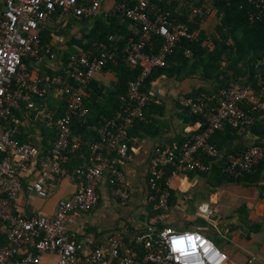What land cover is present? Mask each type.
<instances>
[{
    "label": "built area",
    "instance_id": "1",
    "mask_svg": "<svg viewBox=\"0 0 264 264\" xmlns=\"http://www.w3.org/2000/svg\"><path fill=\"white\" fill-rule=\"evenodd\" d=\"M247 1L255 9L254 16H264V0ZM100 5L98 0H2L0 3V264H37L42 254L54 252L59 255L56 264H101L107 255L119 259V264H253L255 255L244 262L231 260L212 239L195 230L151 229L141 236L145 249L141 256L135 245H129L120 235L114 234L101 245L91 247L96 244V237L89 235L74 241L66 228L72 213H88L97 206L100 199L98 184L105 176L116 198H128L127 176L119 162L130 155V126L136 119L144 118L145 107L154 98V93L144 90L143 84L154 67L166 65L167 57L174 52L178 42L197 39V32L191 30L189 21L210 14V8L193 5L189 20L185 22L172 18L170 11L150 4L148 0H137L128 7H114V10H123L141 32L138 39L130 38L127 48L126 65L131 69L141 68L128 83L123 112L119 114V120L112 119L100 128L99 139L91 144L90 158L74 170L82 181L79 191L70 198L60 199L53 216H26L14 212L13 202L23 188L47 197L50 181L65 172V165L79 151L81 143L78 138H72V124L75 118L87 120L88 109L83 98L94 75L105 65L104 57L81 50L73 57V65L65 68L74 83L69 85L70 90L68 88L71 96L64 114L55 119L38 110L46 126L57 129L54 146L43 156L37 146L21 143L14 137L20 129L18 125L6 127L4 122L13 118V110L23 103L29 109H38L35 99L44 97L43 84L60 85L63 76L43 77L32 73L24 58L42 62L40 31L54 18L57 9L95 18L101 14ZM155 35L162 38L159 50L146 52V44ZM100 47L108 48L105 44ZM184 53L191 57L193 51L186 48ZM62 92L63 89L57 90V93ZM214 96L219 98L218 103L208 111L207 101L211 98L207 94L181 97V103L190 112L206 116L207 124L182 147L180 154L160 151L151 159L149 183L158 193L157 208L160 209L152 224L164 219L169 208L171 193L168 179L162 181L164 167L171 164L173 173L208 171L212 160L223 156L211 142L216 130L224 122L239 129L248 127L255 119L252 112L264 111V78L259 77L255 86L232 82L220 87ZM198 154H205L211 160L207 163ZM263 156L264 147L259 144L239 154L230 153L224 170L239 175L254 172ZM39 166L38 176L24 187L18 170L32 172ZM202 210L207 212L208 208L205 206ZM177 240H182L183 244L178 246Z\"/></svg>",
    "mask_w": 264,
    "mask_h": 264
},
{
    "label": "crops",
    "instance_id": "2",
    "mask_svg": "<svg viewBox=\"0 0 264 264\" xmlns=\"http://www.w3.org/2000/svg\"><path fill=\"white\" fill-rule=\"evenodd\" d=\"M115 6L112 0L102 1L100 10L107 11ZM213 13L216 14V10L211 9L210 14ZM73 17L70 13L59 14L48 20L42 28L51 29V43L59 51V55L53 53L48 58L44 57L52 67L58 64L57 60L68 49L67 42L71 36L79 38L92 28L94 17L79 18L77 21ZM257 65L261 77L264 74V60ZM224 77V72L217 75L215 80L208 81L201 73L188 78L161 74L152 82L149 90L156 99L149 110L150 123L153 124V130L157 128L160 132L157 135L147 133L135 136L131 140L129 157L119 162V167L127 176L128 198H116L110 181L105 176L98 184L100 199L97 206L88 213L74 212L70 215L66 228L72 239L82 240L93 235L97 242L91 247H96L116 234L122 236L127 243L137 245L142 242L141 236L153 229L195 230L212 239L221 250L227 252L231 260L244 262L253 254L256 256L253 264H264V160L260 168L253 172L255 178L250 182L243 179L238 181L237 176H242L239 174L234 175V182L230 181L215 169V163L206 172L173 173L172 170L166 177L171 193V203L167 210L171 212V219L167 222L166 215L154 224L151 222L157 216L151 215L149 210L154 193L149 183L151 159L157 157L160 151L174 153L177 149L181 150L202 126L200 118L194 119L184 108L181 97L188 96L199 87L220 86ZM246 78L248 77L244 79ZM93 79L108 89L113 87L117 76L101 70ZM162 106L165 110L160 115L158 111ZM203 116L206 120V116ZM262 120L264 118L260 117L258 122ZM27 123L30 124V121ZM31 130L39 136V128ZM236 134L237 138L233 144H228V148L243 151L254 142L264 144V137L252 131L251 127L241 128ZM79 161L80 156L70 161L65 172L50 181L47 197L38 196L23 188L13 202L14 212L26 216H53L60 199L70 198L79 191L82 181L74 173L76 166L82 164ZM219 161L217 160L216 166H220ZM39 169L40 166L33 173L21 170L18 173L26 184L38 176ZM205 206L208 208L207 212L202 210ZM155 207L157 208V203ZM58 257L55 252L44 253L37 264H56ZM101 264H119V260L107 255Z\"/></svg>",
    "mask_w": 264,
    "mask_h": 264
},
{
    "label": "trees",
    "instance_id": "3",
    "mask_svg": "<svg viewBox=\"0 0 264 264\" xmlns=\"http://www.w3.org/2000/svg\"><path fill=\"white\" fill-rule=\"evenodd\" d=\"M101 4L102 1L98 0ZM150 4H156L162 9L168 10L171 17L178 21L188 22L189 10L193 5L204 8L211 5L216 10L219 22L215 26V33L208 35V32L201 27L202 20L207 17L197 18L190 22L191 30L197 32V39L188 40L183 39L178 42L174 52L167 57V63L163 67H154L146 78L143 89L149 90L152 82L161 74L168 76H176L178 78H188L195 74H203L204 78L208 80H215L216 76L224 72L225 77L223 84L220 86L214 85L212 88L199 87L194 89L189 97H197L201 93L207 94L211 99L207 102L206 111L215 107L218 103V94L220 87H226L232 82H239L243 86L247 84L256 85L259 78L260 69L257 65L259 61L264 60V16L256 17L255 9L248 3L247 0H148ZM114 5H122L123 7L132 6L137 0H112ZM70 13L73 14V20L77 21L79 18H86L83 15H76L75 13L57 9L54 16L59 14ZM131 27V28H130ZM68 32V31H66ZM139 28L134 25L123 10H103L101 14L93 18V25L89 32L84 33L81 37L71 36L67 42L68 49H66L61 59L57 60L58 64L54 67L43 59L41 63L30 57L24 58L28 70L32 73H39L41 76H63V81L60 85H54L48 82L43 84L45 91L43 98H36L35 102L38 109H29L25 103L20 108H15L14 117L9 121L4 122L6 127L19 126V131L14 134V137L21 143H28L37 146L43 156L50 153L57 139V129L46 126L45 122L41 120L38 110H42L45 114L52 116L55 119L60 118L68 107V101L71 96L68 91L69 85L73 84V79L69 78L65 73V68L70 64L73 65V57H76L81 50L91 52L99 57H104L105 65L102 71H109L115 73L117 80L114 81L113 87L106 89L104 85L96 80H92L89 84L83 103L88 109L87 120L75 118L72 124L73 139H79L81 147L77 154L71 157L74 160L80 156L79 163H83L91 156V144L99 139V130L105 126L110 120H119V114L123 112L124 101L123 98L127 95L128 83L134 79L139 71L140 66L136 69H131L126 65L127 48L130 38L138 39L140 37ZM110 36L113 39H110ZM41 50L40 53L44 57H50L53 53L59 55L55 46L51 43L53 39V32L51 29H41ZM162 43V38L155 35L150 42L146 44L145 51L156 53ZM101 44L108 46L107 49H102ZM190 48L193 51L191 57L185 55L184 50ZM49 49V52L47 51ZM33 64V65H32ZM245 77H248L244 79ZM264 78L263 76H261ZM63 89L62 93H57V90ZM71 88H69L70 90ZM56 94V95H55ZM154 99L145 107V116L143 119H136L129 128V146L131 140L135 136H143L147 133L157 135L160 129L153 128L150 123V107L154 105ZM244 106V105H243ZM192 115L194 119L201 120L202 126L196 132H201L207 122L203 114H194L184 107ZM164 106L158 111L160 115L164 114ZM252 112L253 110L249 108ZM254 122L248 126L256 134L264 137V120L258 122L260 117L264 118V111L254 110ZM30 121V124L27 123ZM34 125V126H33ZM32 129L39 128V136ZM245 127V128H248ZM28 128V129H27ZM29 130L30 132H27ZM237 130L228 123L224 122L221 128L217 129L212 135L211 142L222 152L223 156L213 159L215 169L222 173L227 179L234 182L235 176L238 173H228L224 170L227 162L228 154H239L243 151L228 148V144H233L237 138ZM195 135V134H194ZM219 138V139H218ZM191 139L190 141H192ZM189 141V142H190ZM262 145L260 142H254L253 145ZM180 146V144H178ZM182 150V149H181ZM181 150L177 149L174 154H180ZM198 156L208 163L211 159L205 154H198ZM217 160H220V166H216ZM263 158L254 168L257 171L262 165ZM69 163L65 165L68 166ZM78 165V164H77ZM77 167V166H76ZM76 169V168H75ZM173 166L168 164L164 167L163 180L171 174ZM237 180L243 179L245 182L253 181V172H244ZM21 179H23L21 177ZM23 181V180H22ZM24 184V183H23ZM27 184V183H26ZM24 184V187L26 186ZM153 190L152 201L149 206L151 215H156L160 209L155 207L158 200L157 191ZM171 197L169 199V206ZM92 211V210H91ZM74 241H79L75 240ZM129 244V243H128ZM133 245V244H129ZM141 256L144 255V246L141 242L135 245ZM119 260V259H116Z\"/></svg>",
    "mask_w": 264,
    "mask_h": 264
},
{
    "label": "rangeland",
    "instance_id": "4",
    "mask_svg": "<svg viewBox=\"0 0 264 264\" xmlns=\"http://www.w3.org/2000/svg\"><path fill=\"white\" fill-rule=\"evenodd\" d=\"M204 8L213 9L211 5H207ZM205 17H207V16H205ZM218 22H219L218 16L213 13L212 15L211 14L208 15L207 19L202 20L201 27L204 28L208 32V35H211V34L215 33V26ZM166 215H168L167 222H169V220L171 219V212L167 211Z\"/></svg>",
    "mask_w": 264,
    "mask_h": 264
},
{
    "label": "clouds",
    "instance_id": "5",
    "mask_svg": "<svg viewBox=\"0 0 264 264\" xmlns=\"http://www.w3.org/2000/svg\"><path fill=\"white\" fill-rule=\"evenodd\" d=\"M189 238H191V237H189ZM175 243L179 246V245L183 244V241L182 240H177V241H175Z\"/></svg>",
    "mask_w": 264,
    "mask_h": 264
},
{
    "label": "snow or ice",
    "instance_id": "6",
    "mask_svg": "<svg viewBox=\"0 0 264 264\" xmlns=\"http://www.w3.org/2000/svg\"><path fill=\"white\" fill-rule=\"evenodd\" d=\"M189 239H192V238H189Z\"/></svg>",
    "mask_w": 264,
    "mask_h": 264
}]
</instances>
